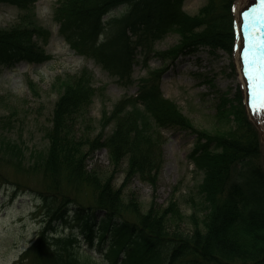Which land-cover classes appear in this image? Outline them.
I'll return each instance as SVG.
<instances>
[{
    "label": "trees",
    "instance_id": "trees-1",
    "mask_svg": "<svg viewBox=\"0 0 264 264\" xmlns=\"http://www.w3.org/2000/svg\"><path fill=\"white\" fill-rule=\"evenodd\" d=\"M34 1L0 0L18 9L17 21L0 28V63L47 58L33 39L44 41L48 35L34 19ZM182 1L59 0L53 18L75 50L124 80L130 77L135 46L150 53L155 50L152 43L169 32L179 35V41L156 50L165 61L201 46L230 51L234 0H206L196 15L184 13ZM122 5L121 13H112ZM105 13L109 18L103 22ZM162 71L149 70L138 79L136 96L125 95L115 103L114 126L105 137L78 134L94 95L91 72L82 68L59 75L55 80L60 94L45 131L46 147L26 156L17 150L20 144L0 142L14 154L18 168L40 174L39 185L0 178V185L11 183L42 202L44 225L22 254L28 264H103L81 250L78 235L87 244L97 243L104 264H264V169L258 133L241 98L221 95L214 130L198 128L175 101L162 96ZM162 129L196 134L189 156L202 172L197 194L204 213L190 214L188 231L177 225L183 214L175 200L163 207L152 202L140 211L133 195L125 198L113 184L114 170L122 164L125 184L133 176L156 184L163 163ZM100 147L107 148L114 169L107 176L87 166L88 155ZM98 210L104 214L99 218ZM69 214L78 229L64 235L58 224Z\"/></svg>",
    "mask_w": 264,
    "mask_h": 264
},
{
    "label": "rangeland",
    "instance_id": "rangeland-1",
    "mask_svg": "<svg viewBox=\"0 0 264 264\" xmlns=\"http://www.w3.org/2000/svg\"><path fill=\"white\" fill-rule=\"evenodd\" d=\"M233 7V22L238 28L237 3ZM57 0H36L35 15L43 27L51 30L45 52L51 55L47 61L28 63L20 61L12 66L0 65V95L4 97L0 102V142L18 143L17 150L28 156L32 151H39L46 147L48 140L44 133L50 126L54 102L60 94L55 78L66 73H75L81 67H87L94 74V85L97 94L88 112V118L81 124L85 134L94 137L100 133L105 137L113 128L112 110L115 102L121 97L135 95L138 87L137 79L145 76L147 71L161 68V90L163 97L175 101L179 109L187 115L198 128L213 131L216 126L215 106L220 102V95L226 92L228 97L238 95L242 99L248 118L256 125L261 141V157L259 163L264 169V98L252 102L245 98V87L240 76V66L237 48L233 51L219 49L210 53L208 48H201L196 53L179 55L178 58L163 60L156 50H167L178 43L179 35L168 33L165 38L153 42L152 53L143 52L139 45L135 46L131 61L130 78L117 81L116 76L109 74L105 68L92 58H87L73 50L58 33V25L53 22L52 15ZM183 10L192 15L205 0H183ZM245 9L251 6L253 0H243ZM118 8L115 14L120 13ZM16 11L9 6L0 5V27H5L14 21ZM237 42V41H236ZM151 44V46H152ZM31 79L32 86H28L27 79ZM35 91V92H34ZM264 97V95H263ZM165 142L162 144L163 163L155 185L131 177L125 184L124 164L118 169L108 158L105 148H97L87 157V166L107 176L113 170V184L123 192L124 197L133 195L140 204V211H146L153 202L156 206H167L170 201H176L178 209L183 214L177 222L179 228L188 231L192 227L190 214L195 211L198 217L204 210L198 204L197 184L203 176L200 169L194 165L189 157L193 148L195 133L185 130H162ZM9 151V152H6ZM18 153L16 151L15 155ZM14 154L4 143L0 144V178L37 184L40 174L18 168L14 164ZM39 172V171H37ZM40 173V172H39ZM31 182V183H30ZM36 185V186H37ZM5 194V193H4ZM0 193V264H23L26 259H19L20 253L36 238L44 225L42 203L29 193L20 194L9 200L8 196ZM97 217L104 215L98 210ZM73 217L59 226L62 234L71 229L77 231ZM82 238V236L80 235ZM82 248L100 258L98 248L89 247L81 240ZM106 246V242L104 243ZM31 256H34L32 251ZM19 262V263H17ZM43 264H45L43 262ZM48 264H52L48 262Z\"/></svg>",
    "mask_w": 264,
    "mask_h": 264
},
{
    "label": "snow or ice",
    "instance_id": "snow-or-ice-1",
    "mask_svg": "<svg viewBox=\"0 0 264 264\" xmlns=\"http://www.w3.org/2000/svg\"><path fill=\"white\" fill-rule=\"evenodd\" d=\"M245 44H246V46H245V52L247 53V51H248L247 37H245ZM244 73H245V76H246V77H249V78H250L251 73H250V69H249L248 66H247V63L245 64ZM251 87H252V84L250 83V84H249V88H251Z\"/></svg>",
    "mask_w": 264,
    "mask_h": 264
},
{
    "label": "bare ground",
    "instance_id": "bare-ground-1",
    "mask_svg": "<svg viewBox=\"0 0 264 264\" xmlns=\"http://www.w3.org/2000/svg\"><path fill=\"white\" fill-rule=\"evenodd\" d=\"M242 3H244L243 2V0L242 1H240V2H238L237 3V11H239V12H241V9H242ZM242 16H243V14L239 17L240 19H242ZM241 43H242V41H241ZM238 54H239V58H240V60H241V48H239V50H238ZM239 66H240V70H241V65H240V61H239Z\"/></svg>",
    "mask_w": 264,
    "mask_h": 264
}]
</instances>
